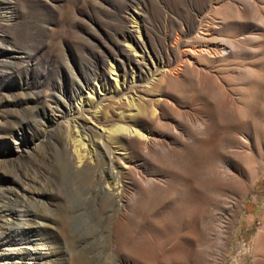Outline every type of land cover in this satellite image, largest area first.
<instances>
[{
    "label": "rangeland",
    "instance_id": "obj_1",
    "mask_svg": "<svg viewBox=\"0 0 264 264\" xmlns=\"http://www.w3.org/2000/svg\"><path fill=\"white\" fill-rule=\"evenodd\" d=\"M2 1L0 51L20 58L0 64V204L19 216L24 209L35 214L24 218L30 224L24 230L15 216L4 217L0 235L10 242L0 248H30V259L0 255V263L264 264V0H11L9 13ZM132 11L140 14L141 36L152 47L176 38L187 43L205 28L210 41L236 46L208 67L218 87L204 91L196 78L171 85L175 105L164 113L166 121L191 130L190 118L207 111L206 100L219 106L223 95L235 108L224 114L211 140L200 142L201 154L193 156L191 142L173 137L184 149L176 155V170L150 158L172 180V191L147 203L139 222L121 227L113 212L99 211L86 199L84 174L71 168L62 149L73 135L70 117L44 114L40 91L69 90L71 78L89 75L102 60L107 65ZM61 99L66 102L65 93ZM218 159L234 174L223 184L226 199L210 191L216 182L206 175L207 163ZM234 202L237 208L227 206Z\"/></svg>",
    "mask_w": 264,
    "mask_h": 264
},
{
    "label": "bare ground",
    "instance_id": "obj_2",
    "mask_svg": "<svg viewBox=\"0 0 264 264\" xmlns=\"http://www.w3.org/2000/svg\"><path fill=\"white\" fill-rule=\"evenodd\" d=\"M11 3V0L2 1L7 13ZM139 17L138 12L132 11L124 19L118 43L114 44L115 53L106 57L107 65L102 60L100 67L89 75L71 78L69 90L51 86L49 93L42 94L40 91L44 114L52 116L54 112L61 111L62 118L70 117L73 135L67 136L62 149L71 168L84 174L85 185L82 189L86 199L90 204L97 203L99 211L108 209L113 212L121 227L139 222L147 203L158 201L172 191V180L155 170L149 164L150 158L157 160L159 166L166 170H176L179 161L176 155L184 149L175 143L173 137L191 142L197 148L193 156L197 151L201 154L200 142L203 139L211 140L217 127L222 124L224 114L235 108L232 101L223 95L219 106L206 100L207 111L196 119L190 118L191 130L166 121L164 113L175 105L169 93L171 85L184 78H188L189 83L196 78L202 83L204 91L218 87L212 85L208 67L233 53L236 46L230 40L210 41L212 33L205 28L191 37L192 41L186 40L187 43L180 44L176 38L173 44H162L155 48L142 38L144 31L140 27ZM0 52V64H10L12 59L20 58L12 50ZM64 93L66 102L61 99ZM100 110L104 113L98 116ZM51 125L54 126V123L51 122ZM162 125L169 129L166 135L155 129ZM86 142L90 149H87ZM101 158H104L105 166L99 171L100 177L95 178V188H91L90 181L94 179L93 173ZM206 175L216 182L210 186V191L218 199L225 198L223 184L234 178L226 160L218 159L212 165L207 163ZM227 206L237 208L238 204L234 202ZM22 212L24 214L19 216L7 209L5 204H0V227L5 222L4 217L12 215L19 221L21 230L27 229L30 224L24 218L35 214V211L24 209ZM2 237L1 234L0 246L10 242ZM20 248L15 253L6 245L0 248V255L3 259H14L13 255L17 254L29 260L27 249L30 248ZM125 263L132 264L128 260ZM3 264H7L6 260ZM12 264L34 263L13 260Z\"/></svg>",
    "mask_w": 264,
    "mask_h": 264
}]
</instances>
